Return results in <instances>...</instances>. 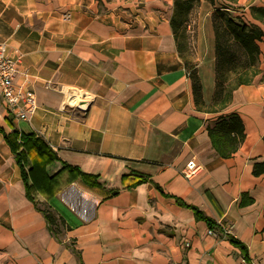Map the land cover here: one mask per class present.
<instances>
[{
    "label": "crops",
    "instance_id": "obj_1",
    "mask_svg": "<svg viewBox=\"0 0 264 264\" xmlns=\"http://www.w3.org/2000/svg\"><path fill=\"white\" fill-rule=\"evenodd\" d=\"M223 1L264 31L251 10L264 0H200L187 25L199 106L171 25L174 0H0V42L19 53L15 81L27 73L37 100L23 120L0 96V126L35 132L58 156L46 166L55 179L27 188L0 131V264H79L76 251L84 264H264V174L253 172L264 162V36L261 79L213 108V12ZM229 113L245 138L222 157L209 128ZM191 162L201 168L187 178ZM31 198L68 229L55 237Z\"/></svg>",
    "mask_w": 264,
    "mask_h": 264
},
{
    "label": "trees",
    "instance_id": "obj_2",
    "mask_svg": "<svg viewBox=\"0 0 264 264\" xmlns=\"http://www.w3.org/2000/svg\"><path fill=\"white\" fill-rule=\"evenodd\" d=\"M215 4L216 0H208ZM200 0H174V11L171 18V25L177 38L187 36V25L192 11L199 5ZM252 12L256 18L264 21V7L252 6ZM213 26L215 31V91L212 106L224 107L232 98L233 90L243 83L253 82V76L257 75L259 70L260 47L258 41L264 36V31L257 25L247 24L241 18L233 15L230 1L216 7L213 12ZM182 43V41H181ZM180 43V44H181ZM181 52L185 58V64L188 74L191 78L193 94L195 101L199 106L204 104L202 100V86L199 75L195 68V63L186 57L187 44L182 43ZM234 65V69H229L227 65ZM231 73H235L240 78L233 85H228ZM227 83V85H226ZM0 131L15 153L16 160L20 165L22 177L27 188L29 180L33 184L44 180H53L46 172L47 164L58 159L56 153L51 149L47 142L35 132L22 133L19 136L7 133L1 126ZM210 137L213 146L222 157H230L239 148L245 138V128L243 121L237 113H229L218 118L214 127L209 128ZM33 156V165L26 169L28 159ZM64 164L63 168H68ZM255 175L264 174V162H257L254 165ZM142 180H147L143 177ZM33 200V198H31ZM36 207L46 218L48 228L55 237L68 229L65 220L59 216L49 205L40 204L34 201ZM198 218L205 219L210 227H214V221L194 208ZM239 247L243 246L239 241L232 239ZM79 264H84L81 253L76 251Z\"/></svg>",
    "mask_w": 264,
    "mask_h": 264
},
{
    "label": "built area",
    "instance_id": "obj_3",
    "mask_svg": "<svg viewBox=\"0 0 264 264\" xmlns=\"http://www.w3.org/2000/svg\"><path fill=\"white\" fill-rule=\"evenodd\" d=\"M17 54V57L11 55L7 45L0 42V96L11 114L20 119L28 120L37 107L36 93L27 73H23L24 79L21 83L15 81L19 59V53ZM200 168L199 164L191 162L188 167L182 169V173L187 178H192ZM222 227L224 236L228 237L232 232L233 225L225 223L222 224ZM242 264H249V262L242 259Z\"/></svg>",
    "mask_w": 264,
    "mask_h": 264
},
{
    "label": "rangeland",
    "instance_id": "obj_4",
    "mask_svg": "<svg viewBox=\"0 0 264 264\" xmlns=\"http://www.w3.org/2000/svg\"><path fill=\"white\" fill-rule=\"evenodd\" d=\"M195 11V9L192 11V13H191V15H193V12ZM192 37V34H190V33H187V36L185 37V36H181L180 37V39H181V41H182V43H187V48L185 49L186 50V55L188 56V57H190L189 58V60H191L192 61V59H191V57H192V54H191V46H190V44L187 42V40L189 39V38H191ZM227 67L229 68V69H234V65H227ZM259 74V73H258ZM254 75L252 78H253V81L254 80H259V79H261V75ZM240 78H237V76H236V74L235 73H231V76H230V79L227 81V83H228V85H233V84H235L236 83V81H238ZM227 83H226V85H227ZM210 107H212V106H210ZM216 106H213V108H215Z\"/></svg>",
    "mask_w": 264,
    "mask_h": 264
}]
</instances>
